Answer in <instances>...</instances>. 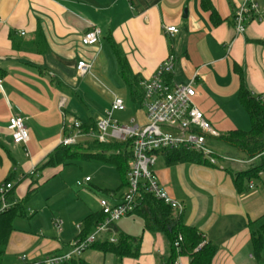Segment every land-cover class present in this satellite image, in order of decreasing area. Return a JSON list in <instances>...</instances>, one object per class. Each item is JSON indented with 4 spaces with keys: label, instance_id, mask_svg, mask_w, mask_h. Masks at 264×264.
Returning <instances> with one entry per match:
<instances>
[{
    "label": "crops",
    "instance_id": "0c3cea01",
    "mask_svg": "<svg viewBox=\"0 0 264 264\" xmlns=\"http://www.w3.org/2000/svg\"><path fill=\"white\" fill-rule=\"evenodd\" d=\"M251 1L258 5V14H250L245 31L238 34L233 17L244 0H0V187L11 183L18 198L35 188L34 196L42 179L55 176L65 166L41 167L60 145L65 119L74 117L93 128L91 122L105 114L114 95L124 101L123 112L138 113L128 115L123 124L131 119L135 124L146 121L140 106L131 100L133 107L125 103L128 91L108 37L122 47L141 80L153 77L173 55L174 68L166 74L171 75L166 83L184 85L192 80L193 104L218 134L248 130L250 120L238 100L241 82L253 96L264 97V0ZM88 22L102 31L98 44L81 43ZM166 26H175L178 32L169 34ZM38 29L46 42L43 53ZM79 61L91 64L89 73L79 75ZM11 114L26 117V144H13L7 130ZM223 154H218L216 164L167 165L159 157L152 169L168 196L183 204L185 224L217 245L211 264H257L250 231L264 222V171L237 191L232 174L249 166L233 154L229 162H222ZM232 160L240 164L233 165ZM122 188L118 193L101 189L83 210L81 222L100 212V199L120 197L127 189ZM141 224V232L131 234L115 223L118 235L141 237L137 257L118 259L113 253L90 248L63 264H164L170 255L166 239L143 230L142 219ZM78 226L67 234L62 222L57 237L33 235L20 242L18 251H11L7 244L2 264H30L67 252L81 231L82 225ZM176 258L189 263L187 256Z\"/></svg>",
    "mask_w": 264,
    "mask_h": 264
},
{
    "label": "built area",
    "instance_id": "2783aa9c",
    "mask_svg": "<svg viewBox=\"0 0 264 264\" xmlns=\"http://www.w3.org/2000/svg\"><path fill=\"white\" fill-rule=\"evenodd\" d=\"M252 13L258 14V5L251 0H244L233 17L236 33L241 34L245 31L246 20ZM87 25L86 31L81 36V43L86 46L98 44L102 36L101 29L90 22ZM165 31L173 34L178 32V28L166 26ZM20 34L23 35L24 32ZM174 63V56H168L160 64L153 77L140 81L143 90L140 107L145 111L146 117L143 124H135L133 119L130 124L119 123L113 119L114 113L125 110L124 101L116 95L113 96L109 109L96 121L95 128L84 127L82 121L74 117L65 119L62 125L60 145L80 144L81 138H84L86 142L85 139L91 136H94L95 141L99 143H128L131 158L128 161L127 189L114 200H109V198L99 200L100 211L105 216L104 220L98 223L84 239L73 240L69 251L52 254L43 259L34 260L30 264H63L79 257L96 241L105 240L109 243H116L118 240L116 221L132 215L143 192L163 201L176 213L183 212V204L168 196L152 169L159 158L158 152L182 148L199 152L210 164H216L218 156L206 135L216 137L218 133L193 104L195 91L192 80L184 85H169L164 80V76L172 72ZM90 68L91 64L84 61H79L76 66L79 75L89 73ZM7 130L13 144L28 142L29 131L26 126V117L11 114L8 118ZM259 156L264 157V151L257 157ZM221 158L228 160L227 157L221 156ZM89 180V177L85 178V182ZM11 188V183L0 187V214L8 207L5 196ZM53 223L57 232H60L62 220L56 218ZM77 228H79L78 225ZM180 240L181 237H178V240L174 242L176 251ZM21 261H26L24 256L21 257ZM173 264L182 263L176 258Z\"/></svg>",
    "mask_w": 264,
    "mask_h": 264
},
{
    "label": "trees",
    "instance_id": "16d2710c",
    "mask_svg": "<svg viewBox=\"0 0 264 264\" xmlns=\"http://www.w3.org/2000/svg\"><path fill=\"white\" fill-rule=\"evenodd\" d=\"M213 16L216 17L214 10H212ZM36 35L39 40V50L43 53L46 50L45 38L40 29L36 31ZM108 40L117 60L119 75L126 85L130 100L132 103L141 106L143 99V90L140 85L141 79L132 71L122 47L112 38L108 37ZM169 76L171 75H165L164 80H168ZM238 100L249 117L250 128L246 131L236 129L224 134H218L216 137L208 135L206 137L210 142H217L230 148L240 160L246 161L257 157L264 151V97L250 94L242 81L238 92ZM91 123V126L95 128V122ZM83 126L86 127L84 124ZM215 154L217 155L216 152ZM158 155L164 158L167 165L186 162L210 164L201 153L182 148L162 150L158 152ZM79 158L87 160L97 159L113 165L121 174V186L127 185L128 161L131 158L128 143H99L93 141L72 146L59 145L47 157L41 167L72 164L74 160ZM256 159L258 161L253 166L232 174L233 183L237 191L242 190L246 180L258 178L260 173L264 171V157L259 156ZM32 173H35V169ZM34 192L35 188H30L22 198H18L11 189L5 196V202L8 207L0 214V264H2L10 234L14 230V219L26 216V204ZM132 214L142 219L143 230L150 233H160L166 239L170 248V255L164 261V264H173L177 255L189 257L188 264H211L218 250L217 245L211 241H206L204 235L195 227L185 224L183 213H176L163 201L156 199L149 193L143 192ZM104 217L101 211L85 217L82 221L81 231L76 238L84 239L98 223L104 220ZM178 237H181V240L176 251L174 242L178 240ZM250 239L252 255L256 263L261 264L264 259V222L250 231ZM140 240V236L119 234L116 243H109L105 240L102 242L96 241L89 248H97L103 252L113 253L118 259L123 257L134 258L139 254Z\"/></svg>",
    "mask_w": 264,
    "mask_h": 264
},
{
    "label": "rangeland",
    "instance_id": "374dc122",
    "mask_svg": "<svg viewBox=\"0 0 264 264\" xmlns=\"http://www.w3.org/2000/svg\"><path fill=\"white\" fill-rule=\"evenodd\" d=\"M125 103L127 106H134L130 102L128 96H125ZM123 113H115L113 119L119 123H125L128 122V115L133 116L134 114H138H136V112L130 113L129 111ZM85 140L86 142H84V138H81L79 142L91 143L95 141V137L91 136ZM210 144L216 153H224L222 157H227L225 156L228 154L226 152H231V154L229 153L230 156L228 155L227 157L228 161L227 159L221 158L220 160H223L222 162H229L231 157L237 156V154L228 147H224L225 150L221 149L220 144L217 142L211 141ZM116 152L119 153L117 150ZM232 154L235 156H232ZM241 162L250 167L257 161L253 163H249L251 160ZM231 163H233V165L234 163L240 164L239 161L236 160H232ZM86 177L91 179L89 183L85 182ZM121 182V174L115 167L101 160L79 158L74 160L72 164L63 166L61 171L56 173L55 176L52 177V175H50L48 178H45V180H41L36 194L27 202L26 216L14 219L13 226L15 229L11 232L8 243L10 250L13 252L18 251L20 247L19 244H21L20 242L31 239L33 235L41 236V233H44L49 237H57V230L53 223L54 216L62 220L65 233L69 234L73 232V230L75 231L76 225H82L80 219L83 216V210L92 203L94 196H99L103 189L117 190V193L118 191H122L123 186H121ZM116 224L129 231L127 233L137 234L141 232V219L136 216L121 218L116 221ZM19 255L26 256L23 252ZM261 264H264V259Z\"/></svg>",
    "mask_w": 264,
    "mask_h": 264
}]
</instances>
